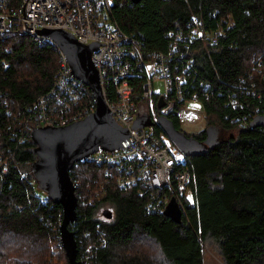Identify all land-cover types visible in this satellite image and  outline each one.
Masks as SVG:
<instances>
[{"label":"trees","instance_id":"1","mask_svg":"<svg viewBox=\"0 0 264 264\" xmlns=\"http://www.w3.org/2000/svg\"><path fill=\"white\" fill-rule=\"evenodd\" d=\"M191 15L201 19L205 32L221 31L215 43L177 36L185 35ZM109 20L136 38L143 61L172 43L188 45V70L177 54L172 66L185 73V94L201 101L206 127L223 135L203 152H184L193 203L185 205L179 221L149 210L147 192L134 188L106 186L94 196L100 167L77 161L69 174L78 182V204L68 224L76 258L99 264H203L201 241L210 238L225 264H264V124L252 125L264 114V0H114ZM131 64L139 84L143 73ZM58 65L54 45L26 36L0 41V264H51L54 253L68 264L59 239L62 207L37 186L29 129L33 102L48 94ZM106 85L112 98L114 88ZM167 118L180 127L176 117ZM156 129L163 130L159 123ZM187 134L198 141L206 137L204 129ZM92 196L91 205L81 202ZM102 203L111 217L102 215Z\"/></svg>","mask_w":264,"mask_h":264},{"label":"built area","instance_id":"2","mask_svg":"<svg viewBox=\"0 0 264 264\" xmlns=\"http://www.w3.org/2000/svg\"><path fill=\"white\" fill-rule=\"evenodd\" d=\"M113 1L0 0V41L12 36H26L37 44L54 45L59 52V65L48 94L38 95L33 102L35 117L29 124L30 132L36 126H63L77 121L95 107L89 87L71 73L63 52L39 30L61 28L72 33L80 43L95 42L90 59L96 69L102 96L116 124L126 129V136L117 148L107 150L97 146L95 151L76 160L72 166L87 159L100 167L99 177L94 179L96 188L91 190L94 196L106 186L134 188L138 193L147 192L146 207L149 210H164L173 198L182 216L185 205L193 203L190 189L192 174L186 165L184 152L163 130H157L156 125L159 115L174 116L180 124L190 122L194 117L203 118V109L190 107L196 104L202 108L201 101L194 94L186 95L182 90L186 80L184 72L191 64L190 57H187L188 45L183 43L182 48H178L176 43H172L167 51L151 52L149 59L143 61L136 38L109 20ZM187 27L185 35L177 36L215 43L217 35L221 34L219 30L205 32L201 19L196 15L190 16ZM175 54L182 62L184 72H175L176 65L172 66L171 57ZM131 63L143 73L139 84L133 82L136 76ZM153 80H161L162 91L154 88ZM106 84L114 88L112 98L106 93ZM159 100L162 101L160 106L157 104ZM141 116L149 117V123L133 126ZM71 181L78 204V182ZM94 196L81 202L91 205ZM100 239L104 243L103 233ZM90 249L91 244L88 243L85 259H88Z\"/></svg>","mask_w":264,"mask_h":264},{"label":"water","instance_id":"3","mask_svg":"<svg viewBox=\"0 0 264 264\" xmlns=\"http://www.w3.org/2000/svg\"><path fill=\"white\" fill-rule=\"evenodd\" d=\"M138 2L140 0H131ZM39 33L51 38L63 52L71 73L80 79L91 90L95 107L82 119L63 126L42 125L34 127L30 136L34 143L32 152L36 159L32 162V172L37 186L54 202L62 207V221L59 225V239L65 251L68 264H99L77 259V242L74 232L68 224L76 218L77 198L72 186L69 169L80 158L87 157L101 146L107 150L117 148L126 136V129L116 124L110 114L100 88L96 69L90 59L95 42L80 43L75 36L61 28H42ZM158 106L162 101H158ZM157 122L163 131L185 153L203 152L207 145H212L219 129L207 126L204 128L206 137L198 141L193 135L176 128L166 116L159 115ZM149 123V117H138L133 126ZM264 124V114L252 120V125ZM193 150V151H192ZM165 215L175 221L180 220V211L173 198L164 208ZM104 217H111L108 207L102 209Z\"/></svg>","mask_w":264,"mask_h":264},{"label":"rangeland","instance_id":"4","mask_svg":"<svg viewBox=\"0 0 264 264\" xmlns=\"http://www.w3.org/2000/svg\"><path fill=\"white\" fill-rule=\"evenodd\" d=\"M153 85L157 91L163 90L161 80H153ZM190 107L194 110H202V108L196 104L192 105ZM179 126L185 132L193 133V132H198L199 130H203L206 127V124H205L204 119H202V118L199 119L197 117H194L192 121L180 124ZM220 133L222 135L223 132L220 131ZM225 134H227V132H225ZM103 206L109 207L106 203H102L99 205L100 208ZM99 207H98V209H100ZM98 209H97V212H98ZM201 246H202L203 264H225L223 259H222L221 254L219 252L217 243L214 240L207 238L206 240L201 241ZM148 247H149V249L154 251L156 246L154 247V245H151L149 242ZM56 249H57V247H56ZM56 255H57L56 253L53 254L54 258L52 259L51 264H65L63 261L59 262L57 260Z\"/></svg>","mask_w":264,"mask_h":264},{"label":"flooded vegetation","instance_id":"5","mask_svg":"<svg viewBox=\"0 0 264 264\" xmlns=\"http://www.w3.org/2000/svg\"><path fill=\"white\" fill-rule=\"evenodd\" d=\"M176 128L181 129L180 127H176ZM181 130H182V129H181ZM185 133H186V132H185ZM186 134H187V133H186ZM222 135H223V133H222ZM222 135H221L220 131H217L216 134L212 133V136H213L214 139H218V138L222 137ZM187 136H188V134H187ZM103 208H104V207H102V209H103Z\"/></svg>","mask_w":264,"mask_h":264}]
</instances>
